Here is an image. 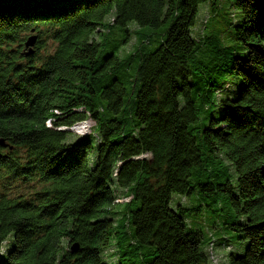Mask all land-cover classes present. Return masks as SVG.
Instances as JSON below:
<instances>
[{
	"label": "trees",
	"instance_id": "obj_1",
	"mask_svg": "<svg viewBox=\"0 0 264 264\" xmlns=\"http://www.w3.org/2000/svg\"><path fill=\"white\" fill-rule=\"evenodd\" d=\"M204 2L0 0V264H210L231 238L226 264H264V0H228L243 57L192 37Z\"/></svg>",
	"mask_w": 264,
	"mask_h": 264
},
{
	"label": "rangeland",
	"instance_id": "obj_2",
	"mask_svg": "<svg viewBox=\"0 0 264 264\" xmlns=\"http://www.w3.org/2000/svg\"><path fill=\"white\" fill-rule=\"evenodd\" d=\"M241 14L239 10L233 6L228 0H216V5L214 10L211 9V5L209 2L201 3L198 6L197 15L195 17V22L192 27L191 35L197 40L202 36H213L218 37L222 44L226 47H230L234 50L235 54L243 57L244 49L238 44V42L234 39L233 31L234 26L240 23ZM31 36H36L35 32H29L26 34L27 39ZM197 37V38H196ZM135 39L132 37L129 40V43L125 47V51H130L132 46L134 45ZM35 45L32 47L35 49ZM27 50L26 48L24 49ZM23 50V51H24ZM43 52V51H42ZM40 52V55H42ZM225 81L228 85H230V90L225 92L224 95L230 99H234L237 96V93L242 85V81L232 75H227L225 77ZM225 85L223 90H228L229 86ZM94 123L91 120H86L83 122L76 123L72 127H62L60 129L69 130L73 133L77 138L84 137L91 132L93 129ZM76 127V128H75ZM75 128V129H74ZM93 136H95L93 134ZM94 153V152H93ZM91 159V157H90ZM92 164V161L90 162ZM119 195V199L117 202L123 203L129 200V198H125L124 191L117 192ZM185 198V199H184ZM190 199L187 197H182L177 194H173L171 197V203L177 204L180 203L186 207L193 206L192 202H189ZM187 204V205H186ZM217 213L208 214L207 211H202L201 214L196 215L195 217H187L188 226L193 225L195 229L201 230L205 235L208 234V230L210 229L212 224H215L216 228L219 226V217H217ZM210 216V217H209ZM225 234V233H224ZM226 237H229V234H225ZM13 237L10 235L7 240L3 243L0 249V257H5V251L9 249L12 245ZM230 247H234L236 245H241V250L237 255H240L244 252V249L247 245V241H235L233 243V239H230ZM223 246H215V248L211 251L212 258H209L210 264H226V254L229 249ZM114 249L109 248L105 250L104 257L109 263H114L115 256Z\"/></svg>",
	"mask_w": 264,
	"mask_h": 264
},
{
	"label": "water",
	"instance_id": "obj_3",
	"mask_svg": "<svg viewBox=\"0 0 264 264\" xmlns=\"http://www.w3.org/2000/svg\"><path fill=\"white\" fill-rule=\"evenodd\" d=\"M35 42H36V36H31L25 41L24 47L27 49L26 51H24L25 57H29L34 54V49L32 47L34 46ZM0 146H3V147L6 146L3 140H0ZM76 249H77L76 244L72 245L70 248L71 252H74Z\"/></svg>",
	"mask_w": 264,
	"mask_h": 264
},
{
	"label": "bare ground",
	"instance_id": "obj_4",
	"mask_svg": "<svg viewBox=\"0 0 264 264\" xmlns=\"http://www.w3.org/2000/svg\"><path fill=\"white\" fill-rule=\"evenodd\" d=\"M75 128H76V127H75ZM75 128H74V129H75Z\"/></svg>",
	"mask_w": 264,
	"mask_h": 264
}]
</instances>
